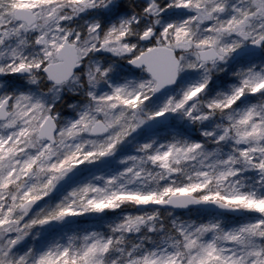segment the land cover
I'll return each mask as SVG.
<instances>
[{"label":"snow or ice","instance_id":"obj_1","mask_svg":"<svg viewBox=\"0 0 264 264\" xmlns=\"http://www.w3.org/2000/svg\"><path fill=\"white\" fill-rule=\"evenodd\" d=\"M0 264H264V0H0Z\"/></svg>","mask_w":264,"mask_h":264}]
</instances>
